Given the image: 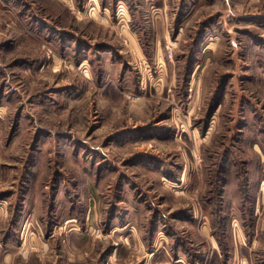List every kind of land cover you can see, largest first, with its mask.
<instances>
[{
    "label": "rangeland",
    "instance_id": "374dc122",
    "mask_svg": "<svg viewBox=\"0 0 264 264\" xmlns=\"http://www.w3.org/2000/svg\"><path fill=\"white\" fill-rule=\"evenodd\" d=\"M0 264H264V0H0Z\"/></svg>",
    "mask_w": 264,
    "mask_h": 264
}]
</instances>
